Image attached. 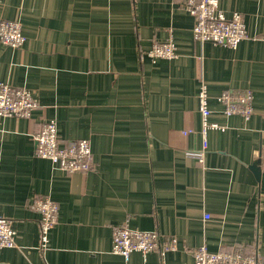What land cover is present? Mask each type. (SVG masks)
Returning <instances> with one entry per match:
<instances>
[{
  "label": "crops",
  "instance_id": "obj_1",
  "mask_svg": "<svg viewBox=\"0 0 264 264\" xmlns=\"http://www.w3.org/2000/svg\"><path fill=\"white\" fill-rule=\"evenodd\" d=\"M184 2L0 0V22L19 19L25 36L18 48L0 41V83L37 101L29 117L0 116V216L15 230L0 264H194L202 245L264 263V190L250 168L264 172V0H218L245 24L234 48L195 40ZM168 39L174 57L148 55ZM201 82L222 128L208 131L198 162L185 152L200 148ZM245 89L251 115L224 114L217 96ZM47 119L59 142L88 140V170L66 173L35 155ZM43 196L58 206L45 247L33 207ZM122 225L174 237L177 248L125 260L111 250Z\"/></svg>",
  "mask_w": 264,
  "mask_h": 264
},
{
  "label": "built area",
  "instance_id": "obj_2",
  "mask_svg": "<svg viewBox=\"0 0 264 264\" xmlns=\"http://www.w3.org/2000/svg\"><path fill=\"white\" fill-rule=\"evenodd\" d=\"M185 10L194 17L192 35L195 40L212 42L234 48L247 36L245 24L238 12L226 16L218 0H185ZM0 41L13 48L20 47L25 36L19 19L3 20L0 22ZM148 55L153 59L172 58L175 54V44L168 39L154 43ZM253 95L250 90L224 91L217 96L222 104V111L226 115L238 114L248 118L252 112ZM197 107L200 113V129L197 137L200 148L187 150L186 155L203 160L208 147V131L222 128L209 119L211 110L208 105L206 85L201 82L197 93ZM37 107V101L32 92L25 86L14 87L5 82L0 83V116L29 117ZM192 132L191 129L182 130L183 135ZM35 155L45 158L55 168L66 173L86 171L91 167L92 155L88 140L72 139L59 142L57 139V123L54 119L44 120L40 129L34 134ZM33 207L39 214V231L41 246L45 247L48 232L57 222L58 206L56 201L48 196L39 197L33 202ZM209 215L205 214V218ZM15 244V230L9 218L0 216V249L13 247ZM176 238L161 240L154 230H141L129 226H117L112 231V252L128 259L132 252L146 254L151 250H175ZM194 264H264L257 253L244 254L239 247L211 252L202 245L193 251Z\"/></svg>",
  "mask_w": 264,
  "mask_h": 264
},
{
  "label": "water",
  "instance_id": "obj_3",
  "mask_svg": "<svg viewBox=\"0 0 264 264\" xmlns=\"http://www.w3.org/2000/svg\"><path fill=\"white\" fill-rule=\"evenodd\" d=\"M250 168L254 173L256 180L260 183L261 189L264 190V172H262L260 164L253 162L251 163Z\"/></svg>",
  "mask_w": 264,
  "mask_h": 264
}]
</instances>
